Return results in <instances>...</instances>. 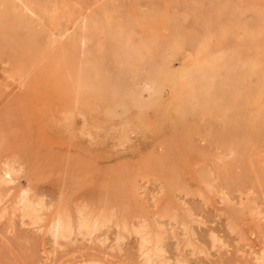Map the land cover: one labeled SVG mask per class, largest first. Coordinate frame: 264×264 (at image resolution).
<instances>
[{"label":"rangeland","instance_id":"374dc122","mask_svg":"<svg viewBox=\"0 0 264 264\" xmlns=\"http://www.w3.org/2000/svg\"><path fill=\"white\" fill-rule=\"evenodd\" d=\"M245 84L264 92V0H0V170L34 168L5 185L0 264H144L148 224L172 264H264V95L241 107ZM33 184L62 185L76 224L99 196L108 221L55 239L57 205H17Z\"/></svg>","mask_w":264,"mask_h":264},{"label":"bare ground","instance_id":"6f19581e","mask_svg":"<svg viewBox=\"0 0 264 264\" xmlns=\"http://www.w3.org/2000/svg\"><path fill=\"white\" fill-rule=\"evenodd\" d=\"M241 63L243 65L244 70H243V75L238 74V76H239L237 79L238 84H242V81H243V83H246L245 74L248 70L255 72V73H258V74H260L263 71V64L259 60H256V59L251 60V63H252L251 66H249L250 64L245 62L244 60ZM262 94L264 95V92L262 89L252 88L248 85H246V90H244L243 93H242V91L240 93V85H238L237 89H235V96L239 100V102H241V107H246V106H249V105L259 101ZM241 116H242L243 121H245V118L243 117L244 115H241ZM237 130L241 131V134H242V138H241L240 142L238 143V145H239L238 147L240 148V152L242 153L241 155H244L245 150H246V146L248 144V140H246V138L243 137V131L248 132L249 129L248 128H237ZM251 133H252L251 138L254 139L255 135H254L252 128H251ZM2 138H0V149H1V146L4 142V140ZM15 163H16V161L14 162V164ZM25 164H26V162H25ZM21 166H24V163H22ZM27 166L28 167L24 166L23 170L26 173L30 172L32 175L31 168L32 169H34V168L29 166V164ZM29 167H31L30 168L31 171L29 170L27 172L26 170H28ZM25 168H26V170H25ZM20 170H22V169H20ZM18 171H16L14 169L13 163L11 164V162L10 163L8 162L6 167H3V169L0 170V204L4 202L5 196L7 194V193L5 194V185L9 184L10 182H13L14 180H15L14 182H17L16 180H21L22 178L27 179V177H26L27 174L25 175V172H23V171L18 172ZM31 175L30 174H29V176L27 175L28 178H31L32 177ZM18 183L22 184V182H19V181H18ZM35 186H34V184H33V186H29V187L26 186L27 189L24 190V192L22 194L20 193V197L18 198L17 205L18 206L20 205L23 208V212L25 213V215L30 217L34 222H38L40 219H42L41 218L42 216H40L39 212H41L45 209H47V211L49 209L52 210V207H55V205H57V207H55L56 211H54V214L52 215V217L50 219V224H49L50 225L49 232H51V234L53 235V237L55 239L56 238L57 239L62 238V237L64 238L68 235H71V233H73V231L75 229L78 230L79 233L86 232V233L90 234L93 231L99 229L101 226L105 225L106 221H108L107 208H104V211L99 210L98 212H96L94 210L95 209L94 203L96 201H98L99 204H100V202L104 203L103 198L100 199L99 196L98 197L94 196L95 198L92 197L93 199L90 200L89 202L87 201L88 203H85L84 205L82 204V202L79 203L78 206H80V204L82 206L77 208V211L79 214L78 215L79 221L76 224L75 223L76 219L72 213V210L70 207L68 208V201L65 202V196H66L65 191L66 190H63L62 185H60L61 186L60 189H55V187H54L55 190L54 189L53 190L50 189V191L48 190L51 194L54 195L52 200H50L48 202L42 194H40L39 192H36L37 186L36 187ZM64 186H66V185H64ZM47 189H49V188H47ZM90 199H91V197H90ZM76 202H78V201H76ZM109 214H110V212H109ZM111 215H112V212H111ZM113 215H114V213H113ZM110 219H109V221L112 220V219L111 220ZM122 222L124 223V224L121 223V224H123L122 226L124 228H126L127 227L126 223L124 221H122ZM136 231L141 236V239H140L141 240V244H140L141 249L140 250H142V254H143V258H144V264H172L168 260V258L162 257V255H161V253L164 252V250H165L161 246V239H162L161 231L154 229L149 224L139 226V228H137ZM150 244H153V246H150ZM258 252L257 253L255 252L258 256L257 260L260 263H264V251L262 253L259 252L260 254ZM177 264H186V263L182 260H178Z\"/></svg>","mask_w":264,"mask_h":264}]
</instances>
